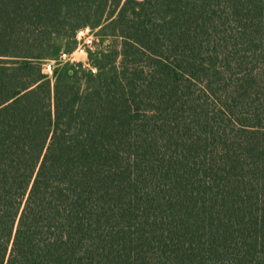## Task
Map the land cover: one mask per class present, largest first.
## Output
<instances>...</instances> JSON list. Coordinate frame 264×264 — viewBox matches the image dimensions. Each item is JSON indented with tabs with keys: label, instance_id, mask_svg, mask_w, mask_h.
Returning <instances> with one entry per match:
<instances>
[{
	"label": "trees",
	"instance_id": "obj_1",
	"mask_svg": "<svg viewBox=\"0 0 264 264\" xmlns=\"http://www.w3.org/2000/svg\"><path fill=\"white\" fill-rule=\"evenodd\" d=\"M0 264H264V0H0Z\"/></svg>",
	"mask_w": 264,
	"mask_h": 264
},
{
	"label": "built area",
	"instance_id": "obj_2",
	"mask_svg": "<svg viewBox=\"0 0 264 264\" xmlns=\"http://www.w3.org/2000/svg\"><path fill=\"white\" fill-rule=\"evenodd\" d=\"M92 28L89 26L78 29L75 33L76 46L71 52L60 51L56 59H48L42 63V69L45 73L51 74L57 66L64 63H71L73 65L80 64L81 67L96 72V67L93 66L88 59V51L92 50L94 36ZM76 54L80 57H76Z\"/></svg>",
	"mask_w": 264,
	"mask_h": 264
},
{
	"label": "rangeland",
	"instance_id": "obj_3",
	"mask_svg": "<svg viewBox=\"0 0 264 264\" xmlns=\"http://www.w3.org/2000/svg\"><path fill=\"white\" fill-rule=\"evenodd\" d=\"M92 30V33H93V36H94V42H93V47L95 48V46H96V44H97V37H96V35H95V32H96V30L95 29H91ZM94 48L92 49V50H94ZM72 51V50H71ZM71 51H66L65 50V52H71ZM76 57H80V55H78V54H76ZM56 67H57V63H56ZM49 76H51V74H49Z\"/></svg>",
	"mask_w": 264,
	"mask_h": 264
}]
</instances>
